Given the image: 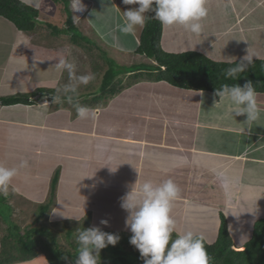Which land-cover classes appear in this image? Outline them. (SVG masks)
Listing matches in <instances>:
<instances>
[{
  "label": "crops",
  "instance_id": "1",
  "mask_svg": "<svg viewBox=\"0 0 264 264\" xmlns=\"http://www.w3.org/2000/svg\"><path fill=\"white\" fill-rule=\"evenodd\" d=\"M23 2L36 7L33 0ZM61 2L64 5L67 0ZM81 2L85 8H90L82 14L87 12L85 17L94 27L92 29L102 37L108 35L114 39L111 46L116 45L121 50L111 58L100 52L99 43L100 55L96 58L101 56L108 65L102 72L100 86L111 92L102 83L108 75L114 76L115 82L120 80L116 87L122 83L126 86L89 110L84 103L93 86L90 82L82 84L78 79L87 73L79 76L80 70L76 67L73 74L57 67L60 59L74 64L72 51L80 48L78 41H71L68 34H54L50 28L46 32L44 26L53 24L50 20L43 26L38 19L35 31L24 32L0 16V97L20 95L24 100L25 94L36 93L28 98L29 103L4 105L0 102V163L19 168L21 161H27L28 165L19 168L12 179L10 194L17 197V189H21L24 203L34 201L39 210L52 197L44 192L36 201L33 198L56 174L52 200L54 197L56 201L62 199L58 202L65 204L61 209L64 214L69 211L68 205L79 203L83 207H94L98 210L95 212L119 210V214L126 217L128 213L120 206L121 198L132 187L147 180L159 183L172 179L181 190L172 211L177 230V225L180 227V222L185 221L196 232L203 228L213 232V242L220 218L227 214L225 220L230 236L237 248L242 249L253 230L244 231L246 219L264 218V113L260 120L249 125L243 122L245 116L225 115L226 105L213 92L180 88L164 80L140 78L125 82L122 77L132 71L128 66L137 65V71L143 68L144 62L145 68L156 64L136 52L142 27L127 35L117 28L123 21L122 13L136 5H124L122 0H111V4H102L101 0ZM38 4L41 12L54 15L60 21L64 17L61 15L66 7L60 3L39 0ZM70 4L73 8V2ZM50 8L53 12L48 11ZM213 8L216 14L202 21L200 34H193L197 39L203 37L207 44L209 38V44L222 42L226 49L232 48L224 42L222 35L226 33L237 41L246 39L256 43L246 38L245 33L258 37V31L264 30V0H219ZM205 23H213L212 30L207 29ZM182 31L185 30L181 26L163 25L162 50L173 53L195 50L214 59L211 57L213 51L199 50L201 42L196 44L188 40L190 32L180 37L178 34ZM86 41L87 46H96L93 39ZM58 47L63 48L60 56ZM142 58H146L144 62ZM29 66L37 67L38 76L33 69L27 68ZM120 68L124 71L122 77H118ZM88 74L98 78L95 75L98 76L99 68L94 70L88 66ZM66 87L68 93H57L58 88ZM42 89L55 92H39ZM257 93V103L264 109V91ZM78 108L88 109V117L81 118ZM218 172L228 177L229 189L221 183ZM28 184L31 187L28 188ZM23 197L18 196L19 199ZM51 204L49 213L54 208ZM9 206L22 216L30 207L26 205L25 211L20 210L21 206L16 209L13 203ZM91 213L89 210L85 216L90 217ZM235 229H242L243 233L234 235ZM20 262L23 263L11 264Z\"/></svg>",
  "mask_w": 264,
  "mask_h": 264
},
{
  "label": "trees",
  "instance_id": "2",
  "mask_svg": "<svg viewBox=\"0 0 264 264\" xmlns=\"http://www.w3.org/2000/svg\"><path fill=\"white\" fill-rule=\"evenodd\" d=\"M59 3L62 0H52ZM38 9L33 5H28L21 0H0V16L14 24V26L24 32H33L38 25ZM66 18L64 27L60 29L55 24H50L48 28L54 34L64 33L71 36V41L77 42L79 39L88 40L82 34L79 27L74 22L73 14L65 10ZM151 15V14H148ZM163 25L155 19H149L142 27L139 34V44L136 52L144 55L156 62L150 65L152 68L137 69L135 78L160 81L164 80L174 86L215 92L222 84H243L251 80L257 92L264 91V59L257 58L240 73L236 79L227 78L225 70L235 66V61H223L211 59L205 54L187 50L184 52H165L161 47ZM102 83L110 88L112 94H116L120 87H115L114 76H104ZM134 78V79H135ZM138 81V80H136ZM103 91L106 90L103 88ZM39 92H52L50 89H42ZM35 92L25 94L24 100L20 95L0 97V102L4 105L20 102H31L28 98L35 96ZM57 175L51 180V197L54 196ZM49 202L41 205L38 210L40 215L37 218H45L50 212ZM11 216L4 214L0 210V264H11L17 261H27L35 258L38 254H43L48 264H68L62 257H67L68 261L74 260L78 252L76 237L82 228H91L89 216L84 217L85 223L63 228L62 239L60 241L57 234L44 226L38 227L27 224L24 228L9 220ZM8 219V220H7ZM74 220V219H73ZM72 220V221H73ZM8 222V223H7ZM75 223H79L74 221ZM3 225V226H2ZM102 231L119 236V241L113 246L108 245L100 251L99 264H144L139 251L129 243L132 233L124 230L113 231L111 229ZM23 231V232H21ZM176 233L173 234L175 238ZM201 237V236H200ZM203 239V238H202ZM204 247L210 256V264H264V218L257 220L253 226L251 236L245 241L242 249L234 247L225 218H222L216 239L211 243H206L203 239Z\"/></svg>",
  "mask_w": 264,
  "mask_h": 264
},
{
  "label": "clouds",
  "instance_id": "3",
  "mask_svg": "<svg viewBox=\"0 0 264 264\" xmlns=\"http://www.w3.org/2000/svg\"><path fill=\"white\" fill-rule=\"evenodd\" d=\"M101 3L111 4V0H101ZM122 3L136 5L122 13L123 21L117 25L118 30L126 35L133 34L137 27L145 26L149 19L158 20L167 27L181 26L185 31L200 34L202 21L208 15L207 0H122ZM84 8L81 0H73V10L83 11ZM254 58L255 54L247 51L235 66L225 70L226 77L236 79ZM57 67L67 70L70 74L75 71V65L65 59H60ZM78 79L80 83L87 84L94 79V75L86 74ZM65 90L69 89L66 87ZM71 91H75L74 86ZM214 95L226 105L225 115L232 118L245 116L243 122L246 124L251 125L260 120L264 113V109L257 103L258 93L251 80L246 81L243 86L222 84L215 90ZM88 114V109L78 108L81 118H87ZM27 166V161H21L19 168ZM19 168L0 163V195H7L9 185L17 176ZM217 175L225 189H229L228 177L223 172H218ZM180 194L179 186L172 179L159 183L147 180L135 188L132 187L131 191L121 198L120 206L128 213L125 224L132 233L129 243L139 251L144 264H210L211 258L204 247L202 237L191 230L176 233L177 222L172 211ZM100 223L107 225L108 222L101 220ZM76 240L79 247L75 259L68 261L67 257L62 258L68 264H99L100 251L108 245L114 246L119 241V236L93 226L82 228Z\"/></svg>",
  "mask_w": 264,
  "mask_h": 264
},
{
  "label": "rangeland",
  "instance_id": "4",
  "mask_svg": "<svg viewBox=\"0 0 264 264\" xmlns=\"http://www.w3.org/2000/svg\"><path fill=\"white\" fill-rule=\"evenodd\" d=\"M21 1H24V0H21ZM218 1L219 0H211V1L208 0L207 1L206 6L208 8V15L206 18L212 17L213 14H216L213 6H215V3L218 4ZM38 2H39V0H33V4L36 5V8L38 9V11H40ZM70 2H73V0H67V2L64 3V5L62 4V2H60V5L66 7V10L69 11L71 13V15L74 14L73 15L74 22L79 27L82 34L85 35L86 37L93 39L94 40L93 42L96 44L95 47H89L86 45L87 41L85 39H79L78 44H79L80 48H78V50H77L79 53L75 50L72 51L71 49L68 48L70 50V52L71 51L73 52L74 57L71 60V62H73L75 67L80 70L79 76L81 75V73H83V74L87 73L88 74V66H90L94 70L99 68L98 76L95 75V78L96 77H98V78L92 79V80H95L94 83L92 81H90V83H89V85L93 86L92 90H91L92 93L89 96H87V98L85 99L86 102L84 103L88 107L89 110H92L91 108L98 106L103 100H106V98H108L109 96L114 95L110 91H108V89H105L106 91L104 92L103 88L100 86L99 80L102 76V72L104 71V69H106V66L108 68V65H107L104 58H102V59L100 58L101 56L96 58L98 55H100L98 50L101 49L100 50L101 53L105 52L111 58H113L115 56V53L117 51H121V50H118L116 45L111 46V44L114 43V39L108 38V35L105 37H102L99 33H97L96 29L93 30L92 28H94V27L92 25H90V21L88 20V18L85 17L87 12L85 14H82L83 11L73 10ZM61 8L62 7H60V11L62 13H64L61 10ZM87 8L88 7L84 8V10ZM88 9H90V8H88ZM48 11L53 12L52 9L48 10ZM38 14L39 15H38L37 20L38 19L41 20L43 22V26L45 25V23H47L50 20L51 21V22L49 21L50 23H53L55 25L58 24L59 25L58 27L60 29H62V27H64V23L62 24V22L66 18V13H64V15L63 14L61 15V17L64 16L61 19V21L58 20L59 18H55L54 15H52V16L48 15L47 12H43V11L41 12L40 11ZM59 16H60V13H59ZM212 25H213V23H209L207 25L205 23V26H207L206 28L210 29V30H212L211 29ZM43 26H42V28H43ZM169 28H172V27H169ZM44 30L47 32L48 27L44 26ZM100 32H103V30H101ZM258 33H259L258 37H255V35H251L249 37V32L245 33L246 38L255 40L256 43H250L246 39L243 41H241V40L237 41L229 33L222 35L224 38V42L232 45V48H229V49H226L227 48L226 44H223L222 42H218L216 45L209 44V38H207L208 44L211 46V49H209L208 44L205 42L204 38L201 37L200 39H197L194 37L193 33H191V36L188 40L192 41L193 43H196V44H199V42H201L199 50L203 51V52H205L206 50L213 51V53L211 54V57L214 58L215 60L235 61V60L243 58L247 54V51L255 54L254 59H257V58L264 59V30L258 31ZM178 35L180 37L185 36V35H188V32L182 31ZM48 42H49V40H48ZM99 43L101 44V47H100ZM108 43L110 45H108ZM115 43H116V41H115ZM185 43H187V42H185ZM175 46H179V43H175ZM99 47H100V49H99ZM59 49H60V51L58 54L60 56V54L62 53L61 49H63V48H59ZM68 49L64 48V50H66L67 52H68ZM88 52L90 54H88ZM131 54H132V56H134L133 53H131ZM142 59H143L142 61L144 62L146 58H142ZM97 60H99V61H97ZM113 60H117V59H113ZM146 61H150V60H146ZM130 62L134 63V61H132V60H130ZM143 64H146V63L144 62ZM136 67H137V65L128 66V68L131 69L132 71L129 72V74L126 77H122L124 75V73H123L124 71L122 70L123 68L121 67L122 69L120 68V70H119L120 74L118 75V77H122V80H125V82H128V83L134 82V77L138 75L137 72H140L138 70L137 71L135 70ZM27 68L33 69L34 74L36 73L38 76L37 67L29 66ZM149 68H152V67H149ZM138 69H140V68H138ZM84 70H85V72H83ZM136 80H140V78H135V81ZM119 82H120V80L116 79V82H114L113 85L116 87L119 85L118 84ZM125 82H124V84H128ZM122 84L119 86L120 87L119 90L121 88L122 89L125 88L126 85H122ZM82 87H84V86H82ZM65 89L66 88H58L57 93L60 95L68 93L69 90L66 91ZM50 90L55 92V90H53V89H50ZM80 98H83V97L80 96ZM109 99L110 98H108L107 100H109ZM50 186H51V182L48 181L47 186L43 185L42 187H40V190L37 192L38 195H35L33 200L36 201L38 196H42L44 194V192H46V194L50 193V190H51ZM27 187L29 188V187H31V185L28 184ZM11 190L12 189L9 187L8 193L6 196L0 195V210L4 214L10 215L11 217L9 218V220L13 221L15 224L19 225L21 228H24L27 224H33L34 226H38V227L44 226L45 228H48L51 231H54V233L58 235L60 241L64 242V240L62 239V236H63V232H62L63 230L62 229L67 227V226L73 227L76 224L81 225V223H83V222L85 223V220H83V219H84V217H86L85 216L86 212L89 210H92L91 216L89 217L90 218L89 224L87 225L88 227L95 226V227H99L100 229H105V230L111 229L113 231L124 230V231L130 233L129 228L125 224V220H126L127 216L122 217L121 216L122 214H119V210L108 212V210L101 209V210H99V212H95L98 210H94V207L88 206V208H87V207H83L82 204L78 203V204H76V206H72V205L69 206L68 205V207H70L69 211L64 214L63 211H61V209L62 208L64 209L65 204L63 202H58L59 200H62L61 198L58 201H56L55 197H54V200H52L53 201L52 204L54 206L52 212L48 213L49 215L47 217L39 219V218H37V216L40 215L38 209H36L37 204L34 201L24 203L25 202V196L23 197L24 193L21 189H17V193H18L17 197H15L16 194H10ZM18 196H21L23 198L19 199ZM12 203L17 206L16 209H18L21 206L20 210H25V211L27 210L26 205H29L30 206L28 209L29 212L27 211V213H25L23 216L20 215L18 212H15L13 210V208H11L9 206ZM107 203H109V201H107ZM99 204L103 205L104 203H99ZM79 207H81L80 211H78V210L76 211V209ZM223 216L220 218V221H219L220 223L222 221V218H227L226 217L227 214L226 215L224 214ZM101 220H106L108 222L107 225L101 224L100 223ZM246 220H247V226L244 229V231L246 233H250V231L252 230L254 224L257 222L258 219L255 220V218L249 217ZM74 221H77L79 223H75ZM180 224H181L180 227H179V225H177L179 232H184L186 230H191L196 234L198 232V233H200L198 236L204 237L205 238L204 240L206 243H211L213 232H210V230L205 231V229L203 228V230H198L196 232L193 229H191L185 221L180 222ZM178 230L176 228V233H179ZM235 231H234L235 232L234 235L238 234V233H243L242 229H238V230L235 229ZM21 232H23V231H21ZM237 246L238 245L234 244L235 248H237ZM35 259H36V263H35ZM20 264H48V262H47V260L43 254H38L37 257L31 259V261L30 260L28 262L23 261V263L20 262Z\"/></svg>",
  "mask_w": 264,
  "mask_h": 264
}]
</instances>
